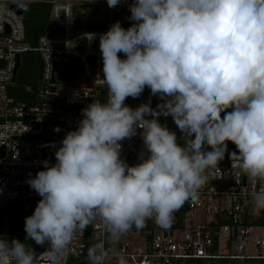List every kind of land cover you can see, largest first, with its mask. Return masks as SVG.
<instances>
[{
  "label": "clouds",
  "instance_id": "9594fccd",
  "mask_svg": "<svg viewBox=\"0 0 264 264\" xmlns=\"http://www.w3.org/2000/svg\"><path fill=\"white\" fill-rule=\"evenodd\" d=\"M129 9L131 27L117 21L99 35L106 103L82 109L56 162L43 160L27 181L41 199L25 218V239L47 250L37 256L30 244L0 237V264H62L76 237L97 226L103 235L86 264H128L122 237L149 220L168 230L185 203L198 204L227 141L238 149L232 168L261 184L251 204L264 210V0H133ZM146 87L161 100L156 109L125 104ZM161 115L172 117L183 146ZM137 130L146 151L129 165L122 142Z\"/></svg>",
  "mask_w": 264,
  "mask_h": 264
},
{
  "label": "built area",
  "instance_id": "2783aa9c",
  "mask_svg": "<svg viewBox=\"0 0 264 264\" xmlns=\"http://www.w3.org/2000/svg\"><path fill=\"white\" fill-rule=\"evenodd\" d=\"M33 1L51 4V19L58 30L41 36L36 47L25 41L22 15L8 7ZM95 1L0 0V218L6 223L33 214L41 197L28 179L44 170L43 160L56 162L55 150L66 133L76 129L83 118L82 109L96 99L107 101V90L100 83L104 73L99 48V35L107 29L78 30L73 23L74 7L103 4ZM61 5L70 8L69 16L60 12ZM88 33L96 34L91 42L86 38ZM27 51L38 52L42 60L41 81L32 102L20 101L10 93L16 58ZM56 127L59 132L54 131ZM142 150L137 130L135 136L122 142L121 158L135 165ZM206 175L209 182L201 190L199 203H185L175 213L170 229H161L149 220L143 229L133 228L122 237L118 247L128 264L264 262V210L257 211L251 204V194L261 184L232 168L230 158H224ZM8 232L7 237H0L15 239V232L9 228ZM100 235L102 228L88 227L73 241L62 264L86 259L88 247ZM46 250L47 245L39 249L38 256Z\"/></svg>",
  "mask_w": 264,
  "mask_h": 264
},
{
  "label": "trees",
  "instance_id": "16d2710c",
  "mask_svg": "<svg viewBox=\"0 0 264 264\" xmlns=\"http://www.w3.org/2000/svg\"><path fill=\"white\" fill-rule=\"evenodd\" d=\"M26 5V7H25ZM130 4H118L114 8H109L108 4H77L73 10L74 28L82 29H109L112 24L119 21L125 29L132 26L134 23L129 19L131 12ZM23 21L25 25L26 39L25 41L31 46L38 45L39 38L43 35H52L58 32L51 19V4L47 2L33 1L22 4ZM111 11V16L109 15ZM107 15L103 20L102 16ZM110 16V18H109ZM112 20V22H110ZM122 59L126 58L121 53L118 54ZM42 72V60L40 54L36 51H27L20 56V64L15 73V82L10 86V93L20 101H34L36 90L40 85ZM150 102L151 106H157L161 103L159 96H153L151 92L145 88L143 93L138 98L128 97L125 104L135 109L142 103ZM223 115V114H222ZM161 125L167 126L170 131L177 135V143L181 146L185 141L183 133L178 129L171 116H162ZM227 151L224 158H229L231 152H236L235 145L231 141H227ZM223 160L219 161L218 165ZM24 216H21L18 221L12 218L9 223H6L0 218V235L8 236L9 230L15 232V239L21 242L30 244L34 251L41 249L43 246L37 245L34 241L26 240V232L24 228ZM18 222V223H16ZM71 264H86V259L73 261ZM225 264H245L238 261L227 262ZM260 264H264L260 261Z\"/></svg>",
  "mask_w": 264,
  "mask_h": 264
},
{
  "label": "water",
  "instance_id": "95a60500",
  "mask_svg": "<svg viewBox=\"0 0 264 264\" xmlns=\"http://www.w3.org/2000/svg\"><path fill=\"white\" fill-rule=\"evenodd\" d=\"M8 7L10 9L14 10L15 12H17L19 15L23 14L22 6L20 4H8ZM8 34H9V32L6 33V35H8ZM19 64H20V55H18L17 58H16L15 71H17V69L19 67ZM56 68H57V65L55 66L54 70ZM51 81L55 82L56 81L55 77H53ZM14 82H15V77L12 79L11 83H14ZM46 245L47 244H45L44 246H46ZM35 253L38 256L39 250H36Z\"/></svg>",
  "mask_w": 264,
  "mask_h": 264
},
{
  "label": "rangeland",
  "instance_id": "374dc122",
  "mask_svg": "<svg viewBox=\"0 0 264 264\" xmlns=\"http://www.w3.org/2000/svg\"><path fill=\"white\" fill-rule=\"evenodd\" d=\"M107 0H96L95 2H99V3H107ZM122 3H132L133 0H121ZM109 15L111 16V11H109ZM106 14L102 16V19L105 20L106 19ZM109 16V18H110ZM112 22V20L110 21ZM19 224V223H18ZM9 228V227H8ZM238 263H245V264H260V261H238Z\"/></svg>",
  "mask_w": 264,
  "mask_h": 264
}]
</instances>
